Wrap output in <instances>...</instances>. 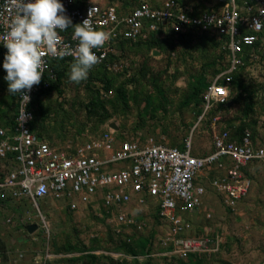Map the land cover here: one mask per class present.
<instances>
[{
    "label": "built area",
    "instance_id": "obj_1",
    "mask_svg": "<svg viewBox=\"0 0 264 264\" xmlns=\"http://www.w3.org/2000/svg\"><path fill=\"white\" fill-rule=\"evenodd\" d=\"M74 1L59 0L72 24H80L89 18L96 30L111 34L103 47L92 51L99 58L98 64H104L115 73L129 66V58L109 60L110 53L118 55L116 41L121 37L134 41L144 31L160 28L165 33L190 31L225 37L222 47L227 50L228 68L212 79L204 93L201 120L212 107L228 101L230 73L244 65L240 54L244 45L255 39V35L246 33V30L256 33L264 26V0H257L256 12L248 15L241 12H251L252 7L238 5L236 0H229L217 10L198 15L191 14L192 5H181L173 0H162L157 7L148 0H142L130 12L122 13L117 12L115 3L85 0L82 6H74ZM10 15L14 12H9L7 0H0V45L6 53L3 37ZM72 34L71 25L59 32L63 43L74 49L77 41L72 39ZM44 59L43 77L27 93L30 102L24 109L21 94L16 93L17 116L13 128L0 126V159L15 163L0 179V197L27 200L41 215L40 200L70 198L76 194L80 203L102 206L108 217L117 221V226L137 224L125 208L132 203L144 205L152 200L161 221L168 225V232L161 238V243L169 248V254L185 259L192 253L213 251L212 243L217 242L218 237L187 235L191 225L183 214L200 210L206 185L220 196L224 207L235 211L252 184L245 169L254 161H264V148L253 144L248 133L240 143L228 141V131L222 130L214 135L211 152L194 155L190 137L183 140L181 149L158 142L151 136L145 139L126 135L119 137L118 130L109 125L82 143L62 148L38 140V134L31 128L34 114L30 104L40 87L48 86L47 79H54L51 63L59 58L45 56ZM62 59L75 61L72 55ZM46 74L47 79H44ZM222 77L225 83L219 82ZM23 110L30 119L22 120ZM80 203L69 201L67 205L74 211ZM5 220L11 221L10 218ZM22 257V253L17 254L10 264H18L17 260ZM1 260L0 250V264Z\"/></svg>",
    "mask_w": 264,
    "mask_h": 264
},
{
    "label": "rangeland",
    "instance_id": "obj_2",
    "mask_svg": "<svg viewBox=\"0 0 264 264\" xmlns=\"http://www.w3.org/2000/svg\"><path fill=\"white\" fill-rule=\"evenodd\" d=\"M97 1L102 4L114 2L116 5H122L124 0ZM148 1L151 2V0ZM153 1L161 2L162 0ZM208 1L202 0L205 6ZM154 50L157 52L153 53ZM181 53L182 51L178 48L174 55ZM129 54L137 65H131L129 71L124 73L125 75L116 76L118 78L116 84L122 81L139 95L136 101H130L129 110L126 113L113 112L109 120L98 124V119L88 117L84 109L90 97L84 81L78 84L70 81L67 84H60L58 90H53L44 99L45 103L48 101L51 103L45 128L52 143L59 145L63 141L78 143V141L87 140L107 129L110 122H114L118 126V135L137 136L140 139L151 136L156 141L169 145H172V141L179 143L190 137L192 154L205 155L211 152L214 135L225 127L230 130L228 123L235 115L240 116V105L233 103L226 109H220L219 112L217 111L218 119L209 116L201 120L195 117V106L192 102L188 105L182 104L190 90L188 84L201 64L207 60V53L203 52L201 55L195 52L191 56L184 53L188 56L187 64L177 62L175 56L168 57L158 49H153L151 53L144 49L140 52L131 50ZM167 59H171V63ZM143 61H146L147 65L140 67ZM140 69L145 73L144 76L139 72ZM164 69H166L165 72H162ZM160 72H162L160 80L163 81L161 83L163 93H158L150 82V78ZM246 77L248 87H258L253 114L257 123L254 143L264 148V54L254 57V61L247 66ZM91 85L94 91H98L104 99L112 97V90L106 91L101 83L92 82ZM237 93L238 89L231 87L230 96L235 97ZM148 94H151L154 99L155 117L147 115L153 111V108L146 114L142 110L144 97ZM159 95L166 101L165 110L160 109L157 98ZM140 113L144 114L143 117ZM140 122L143 126H140ZM247 173L252 180L251 188L238 203L235 211H228L220 196L206 185L208 196L207 198L204 196L200 210L191 215H183V218L191 225L187 235L198 237L206 235L210 239L218 237V241L212 243L213 251L199 253L206 257H204L206 260L204 264H264V161H254L249 164ZM69 201L80 203L76 194L70 198L40 200V215L29 201H12L6 198L5 203L0 205L2 233L0 237H3L9 245L10 252L7 257L11 260L16 259L20 251L23 257L17 260L18 264H117L101 259L100 255H107L112 259L119 258L123 254L111 249L119 244L121 236L128 239L136 235L148 236L153 233L150 254L153 262L179 264L177 260L172 259L177 256L169 254V248L163 247L161 243V238L168 232V225L161 220L158 223L155 221L156 207L152 200L144 205L132 203L125 208L137 223L131 226L120 224L117 226L116 220L102 214L98 204L91 206V204L80 203L78 209L70 213L66 209ZM7 218L11 221L4 222ZM31 223L37 224L38 227L32 233H28L26 226ZM109 232L113 233L112 238H109ZM94 237L99 238L104 249L110 250H91L90 252L97 257L96 260L91 261L85 256L86 251H89L90 246L94 244L92 242ZM68 240L73 244L82 243L86 247L85 254L80 251L82 249L56 252V248H62ZM78 257L82 258L72 260ZM122 257H124L123 264H140L144 256ZM68 258L71 259L67 260ZM182 260L185 262L187 258ZM10 262L3 261V264H10Z\"/></svg>",
    "mask_w": 264,
    "mask_h": 264
},
{
    "label": "trees",
    "instance_id": "obj_3",
    "mask_svg": "<svg viewBox=\"0 0 264 264\" xmlns=\"http://www.w3.org/2000/svg\"><path fill=\"white\" fill-rule=\"evenodd\" d=\"M85 0H75L74 6H82ZM176 3L186 6H193L192 15H198L200 12H209L211 10H217L219 6L225 4L229 0H221L214 7H206L203 2H199L197 4H193L190 0H173ZM140 1L136 0H124L122 5H116V9L118 13L122 12H130L134 7L139 4ZM114 3V2H108ZM238 5L251 6L252 11L248 12L243 10L241 13L243 15H248L250 13H255L257 10V0H236ZM116 4V3H115ZM151 4L155 7L160 6L161 2L151 0ZM75 25V23L73 24ZM73 27V26H72ZM246 33H252L255 35V39L252 43L246 44L243 47V51L241 52V57L244 60V65L238 68L235 71L230 73L231 81L228 83L229 90L231 87L234 89H238V93L235 97H229L228 101L224 103H219L216 106L212 107L206 114L205 118L209 116L214 118L217 116V111L220 109H226L228 105L236 103L240 105V116L235 115L230 119L228 123V128H222V130L228 131V141L235 140L236 142H242L243 137L248 133L250 140L254 143V131L255 126L257 125L256 120L253 117L255 110V96L257 93V88H250L247 84V66L254 61V57L256 55L262 56L264 54V26L261 31L253 33L250 30H246ZM225 43V37L217 38L216 36L209 33L195 34L190 31H178V32H167L165 30L158 29L156 31H144L141 35L137 37V39L129 40L126 38H118L116 41V48L118 49V55L110 53L109 60L117 59V58H129V66L125 68L122 72L115 73L111 70H108L104 64H98L95 67H92L89 70L88 77L84 80V86L88 90L90 97L89 100L85 103L84 109L88 117H96L99 121L98 124H101L112 117L113 112H124L126 113L129 110L130 101H136L139 98V95L132 88L128 87L126 83L119 82L116 84V80L118 79L116 76L125 75L127 71L131 68V65L134 63V59L130 58L129 51L133 50L136 52H140L141 49L147 50L151 53L153 49L160 50L163 54L170 56H175L177 62L187 64L188 55H192L195 52L203 55V52L207 53V60L201 64V67L195 72L194 77L190 80L188 84V88H190L189 93L182 102L183 105H188L192 102L195 106L194 115L195 117H199L203 111V95L206 92L209 84L212 79L222 73L223 70L228 68V64L226 62L227 50L222 47ZM182 51L181 54L177 56L174 55L177 53V49ZM186 54H184V53ZM209 52H211L209 54ZM6 52L0 45V126L11 129L15 124V119L17 116V100L16 93L9 94L8 92V82L4 79L6 76V71L3 69V61ZM169 63H171V59H167ZM74 63L72 59H56L51 63L52 72L54 74V79H47V74L44 79L48 80V86L40 87V89L33 95L32 101L30 104V108L33 111L34 119L31 123V128L34 130L38 136L45 137L48 135L47 128H45V120L48 115V110L51 107V103L48 101L45 103L44 99L53 91L58 90L60 84H67L69 82L68 73L70 71L71 64ZM137 65V64H136ZM147 65L146 61H143L140 64V67ZM164 69L162 72H165ZM139 72L144 76L145 73L142 72V69ZM137 73V75L139 74ZM160 72L157 75H154L150 78V82L154 89H157L158 93H163V89L161 88L160 76L162 75ZM214 76V77H212ZM120 77V76H119ZM42 80V82L44 81ZM92 82L101 83L103 88L106 91L112 90V97L108 99H104L98 91H94ZM220 83H225V78L222 77L219 80ZM96 90V89H95ZM159 95L158 101L160 102V109L165 110V103L163 99L160 98ZM154 99L151 94H148L144 97V105L143 109L146 112L150 111L153 108V111L150 114H147L148 117L156 116V106L153 105ZM109 106L111 107L109 109ZM143 113H140V116L143 117ZM237 122V123H236ZM140 126L143 124L140 122ZM123 135H119V137ZM173 146H177L179 148H183V142L176 143L172 141ZM6 201L5 197H0V205ZM66 209L68 212H72L69 205H66ZM99 210L102 211V214L108 216L105 212V209L100 206ZM230 211V210H228ZM232 212V211H230ZM161 220L160 216L157 213L155 215V221L157 223ZM109 238H112L113 233L109 232ZM153 233L148 236L136 235L135 237L124 239L121 236L119 244L116 245L114 249L117 252H121L122 256H131L132 258L143 255V259L140 264H155L153 262V258L150 256L151 254V246L153 244L152 238ZM92 244L90 246V250L86 251L85 258L91 261L96 260V256L91 253V250L104 249L103 245L100 244V240L98 237H94L92 239ZM81 245V247H79ZM5 242L0 237V249L5 251ZM83 251L86 247L81 243L73 244L71 241H67L62 245V248H56V252H72V251ZM85 254V253H84ZM119 257L116 259H112L107 255H100L101 259H107L112 263L123 264L122 261L124 257ZM7 255L4 253L2 255V260H7ZM205 256L199 255V253L189 254L187 257V261L183 262L182 259L173 257V260H177L179 264H204ZM82 257L73 258L72 260H80ZM204 258V259H203ZM71 259V258H70ZM69 258L67 260H70ZM121 261V263H120Z\"/></svg>",
    "mask_w": 264,
    "mask_h": 264
},
{
    "label": "clouds",
    "instance_id": "obj_4",
    "mask_svg": "<svg viewBox=\"0 0 264 264\" xmlns=\"http://www.w3.org/2000/svg\"><path fill=\"white\" fill-rule=\"evenodd\" d=\"M7 7L14 15H10L3 37L7 49L2 65L6 71L4 79L8 82L9 94H21L23 109L30 102L27 93L41 82L45 56L59 59L74 56L68 79L78 84L86 80L89 70L100 62L92 50L103 47L111 37L107 31L96 30L89 18L73 25L59 0H7ZM70 25L73 26L72 39L77 41L74 49L64 44L59 35ZM27 119L30 117L23 110L22 120Z\"/></svg>",
    "mask_w": 264,
    "mask_h": 264
},
{
    "label": "crops",
    "instance_id": "obj_5",
    "mask_svg": "<svg viewBox=\"0 0 264 264\" xmlns=\"http://www.w3.org/2000/svg\"><path fill=\"white\" fill-rule=\"evenodd\" d=\"M94 1H97V0H94ZM202 2V0H194V1H190L191 3H193V4H197L198 2ZM221 0H209L208 2H206V7H214V6H216L217 5V3L218 2H220ZM191 6V5H190ZM42 137V136H41ZM42 140H45V141H47V142H49L50 144H52V145H54V146H56V147H58V148H62V147H64V146H66V145H74V144H78V143H82V142H84L85 140H83V141H78V143H73V142H70V141H63V143H60L59 145H57V144H55V143H52V139L49 137V135H47V136H45V137H42ZM198 155V154H197ZM15 165V163L12 161V160H9V159H6V160H2V159H0V179H3V177H4V175H5V173L8 171V170H10V168L11 167H13ZM245 172L247 173V168L245 169ZM248 174V173H247ZM210 188V187H209ZM207 193L205 194V198H207ZM204 198V197H203ZM12 201H15V200H12ZM5 203V202H4ZM3 203V204H4ZM2 204V205H3ZM1 205V206H2ZM0 206V207H1ZM192 214H194V213H192ZM183 215H188V214H183ZM189 215H191V213L189 214ZM3 222V221H2ZM1 222V223H2ZM4 222H6V220L4 221ZM3 222V223H4ZM0 234H2L1 233V230H0ZM1 239L5 242V245H6V247H5V251H4V253L8 256V253L10 252V249H9V245H8V243L6 242V240L3 238V237H1ZM1 250V249H0ZM3 253V251L1 250V258H2V254H4ZM18 254H21V252L19 251L18 252ZM17 256V255H16ZM11 259H9L8 257H7V260H5V261H10ZM2 261V263L1 264H3V261L4 260H1Z\"/></svg>",
    "mask_w": 264,
    "mask_h": 264
},
{
    "label": "water",
    "instance_id": "obj_6",
    "mask_svg": "<svg viewBox=\"0 0 264 264\" xmlns=\"http://www.w3.org/2000/svg\"><path fill=\"white\" fill-rule=\"evenodd\" d=\"M155 52H157V51L154 50L153 53H155ZM109 126H110V127H113L115 130H118V126H117L114 122H110V123H109ZM38 140H42V137L39 136V137H38ZM37 227H38L37 224H35V223H31V224H28V225L26 226V230H27L28 233H32Z\"/></svg>",
    "mask_w": 264,
    "mask_h": 264
}]
</instances>
